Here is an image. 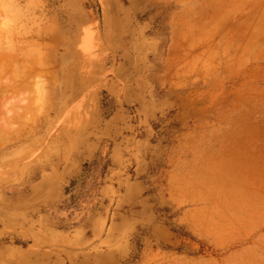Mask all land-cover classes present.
Masks as SVG:
<instances>
[{"label":"rangeland","instance_id":"rangeland-1","mask_svg":"<svg viewBox=\"0 0 264 264\" xmlns=\"http://www.w3.org/2000/svg\"><path fill=\"white\" fill-rule=\"evenodd\" d=\"M0 55V264H264V0H0Z\"/></svg>","mask_w":264,"mask_h":264},{"label":"crops","instance_id":"crops-1","mask_svg":"<svg viewBox=\"0 0 264 264\" xmlns=\"http://www.w3.org/2000/svg\"><path fill=\"white\" fill-rule=\"evenodd\" d=\"M156 1V0H154ZM158 1H162V0H157ZM197 22V18H192V20L189 19V21H185L184 19H178V23H174L172 25V35H171V47L173 48L172 51H177L178 48H176V37L179 34L180 28L182 26H186V25H192L195 24L196 25Z\"/></svg>","mask_w":264,"mask_h":264},{"label":"bare ground","instance_id":"bare-ground-1","mask_svg":"<svg viewBox=\"0 0 264 264\" xmlns=\"http://www.w3.org/2000/svg\"><path fill=\"white\" fill-rule=\"evenodd\" d=\"M183 42H184V41H183ZM1 55H3V54H1ZM1 55H0V56H1ZM3 56H5V55H3ZM1 58H2V57H1ZM5 65H6V64H5ZM5 65H4V67L7 68V66H5ZM6 68H3V69H6ZM3 69L0 70V78H1V79H2V77H3V76L1 75V74H3V72H4ZM4 74H5V73H4ZM1 76H2V77H1ZM9 84H10V82H9ZM16 86H17V85L15 84L13 87H11V89L14 90L13 92H17V91L19 90V88H17ZM8 90H10V88H9V89L7 88V90H5V91H8ZM5 91H4V92H5ZM6 93L8 94V92H6Z\"/></svg>","mask_w":264,"mask_h":264}]
</instances>
